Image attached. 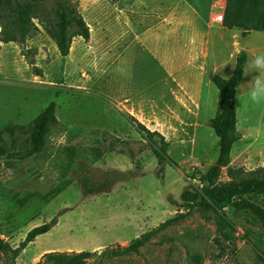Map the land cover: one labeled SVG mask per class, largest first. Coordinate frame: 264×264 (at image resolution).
<instances>
[{
    "label": "rangeland",
    "instance_id": "374dc122",
    "mask_svg": "<svg viewBox=\"0 0 264 264\" xmlns=\"http://www.w3.org/2000/svg\"><path fill=\"white\" fill-rule=\"evenodd\" d=\"M55 9V2L49 1L40 13L51 18ZM86 14L89 16V11ZM232 30L225 36L217 74L231 77L241 52L247 53L248 60L235 99L239 140L232 149L229 167L251 171L264 166V102L257 104L250 99L252 81L259 75L250 65L254 57L264 55V32L244 36L241 30ZM40 31L45 34L40 26L23 47H0V237L17 247L33 228L58 218L57 225L28 245L17 264H37L44 254L54 251L101 252L127 246L175 216L182 192L191 184L199 186L187 174L207 171L219 155V139L210 126L219 107L213 82L208 91L210 104L195 128L186 130L187 137L169 141V160L160 164L136 123L108 99L52 83L59 82L62 56L48 36H39ZM215 39L218 43V36ZM27 47L38 48L37 65L44 77L32 74L21 55ZM208 71H212L211 66ZM51 102L56 103L59 125L50 131L44 150L28 156L27 135L18 132L12 137L5 130L29 124ZM117 140L128 144L133 158L122 152ZM220 180H229L228 167ZM227 213L237 229L234 245L216 240L213 214L194 212L138 254L102 255L90 261L191 264V255L200 254L203 264H263L261 224L246 211ZM0 264H5L1 254Z\"/></svg>",
    "mask_w": 264,
    "mask_h": 264
},
{
    "label": "crops",
    "instance_id": "0c3cea01",
    "mask_svg": "<svg viewBox=\"0 0 264 264\" xmlns=\"http://www.w3.org/2000/svg\"><path fill=\"white\" fill-rule=\"evenodd\" d=\"M79 1L90 39L73 38L59 82L52 83L98 94L168 141L187 137L210 104L211 77L234 31L215 21L226 0Z\"/></svg>",
    "mask_w": 264,
    "mask_h": 264
},
{
    "label": "trees",
    "instance_id": "16d2710c",
    "mask_svg": "<svg viewBox=\"0 0 264 264\" xmlns=\"http://www.w3.org/2000/svg\"><path fill=\"white\" fill-rule=\"evenodd\" d=\"M49 1L56 4L55 14L51 18L40 13ZM109 1L116 3L118 0ZM223 24L228 29L241 30L244 36L253 31L264 32V0H226ZM40 26L55 42L63 57L69 55L74 37L81 36L87 41L90 39V28L82 15L79 0H0V43L12 42L23 47L28 38L40 30ZM38 52L36 47H27L21 51V55L27 61L32 74L43 77L44 71L37 65ZM247 60V53L241 52L236 58L231 77L223 78L218 74L211 77L218 89L219 107L216 116L210 120V126L219 139V155L207 171L197 170L187 174L192 181H198L199 186L194 187L191 184L182 192L181 201L178 203L179 211L175 216L133 239L127 246L109 247L101 252H48L37 264H93L90 260L96 256L125 257L138 254L159 234L185 221L194 212L213 214L217 233L215 238L219 243L234 245L237 239L236 226L230 220L227 210L251 213L264 231V166L251 171L229 167L232 149L239 140L235 99L245 75ZM133 121L145 135L146 143L159 163L169 160L170 142L166 137L156 130L151 131L138 120ZM57 125L59 119L56 116V103L51 102L29 124L8 127L5 133L12 137L18 132L27 135L30 143L27 155L32 156L44 150L50 131ZM116 143L122 145L123 153L134 157V151L124 140H117ZM226 167L229 180L221 181L222 171ZM208 217L210 219L212 216ZM57 223L58 218L55 217L49 223L33 228L17 247L11 246L0 237V254L4 257L5 264H17V259L28 245L37 237L48 233ZM260 257L264 264V248ZM191 264H203L202 255L192 254Z\"/></svg>",
    "mask_w": 264,
    "mask_h": 264
},
{
    "label": "clouds",
    "instance_id": "9594fccd",
    "mask_svg": "<svg viewBox=\"0 0 264 264\" xmlns=\"http://www.w3.org/2000/svg\"><path fill=\"white\" fill-rule=\"evenodd\" d=\"M251 69L259 73L252 81L250 99L253 103L264 102V55H258L253 58Z\"/></svg>",
    "mask_w": 264,
    "mask_h": 264
},
{
    "label": "built area",
    "instance_id": "2783aa9c",
    "mask_svg": "<svg viewBox=\"0 0 264 264\" xmlns=\"http://www.w3.org/2000/svg\"><path fill=\"white\" fill-rule=\"evenodd\" d=\"M215 21L218 23H223L224 21V13L220 12L215 15Z\"/></svg>",
    "mask_w": 264,
    "mask_h": 264
}]
</instances>
